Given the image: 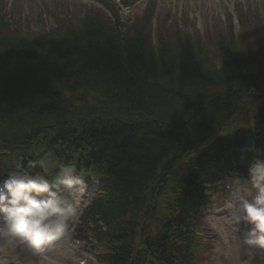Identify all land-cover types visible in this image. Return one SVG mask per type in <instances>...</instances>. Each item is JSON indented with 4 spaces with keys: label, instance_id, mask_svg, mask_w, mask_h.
<instances>
[{
    "label": "trees",
    "instance_id": "1",
    "mask_svg": "<svg viewBox=\"0 0 264 264\" xmlns=\"http://www.w3.org/2000/svg\"><path fill=\"white\" fill-rule=\"evenodd\" d=\"M152 10L33 35L0 15V174L75 163L102 179L82 219L103 221L106 264H200L208 190L264 160V40L240 52L222 38L213 62L188 34L156 44Z\"/></svg>",
    "mask_w": 264,
    "mask_h": 264
},
{
    "label": "rangeland",
    "instance_id": "2",
    "mask_svg": "<svg viewBox=\"0 0 264 264\" xmlns=\"http://www.w3.org/2000/svg\"><path fill=\"white\" fill-rule=\"evenodd\" d=\"M115 1L118 5L121 3V0ZM125 1L133 2V0ZM152 2L156 7L153 25L158 33L166 32L164 38L168 37V39H172L176 33L190 35L195 42H199L203 52L208 53L213 62L217 59V43L222 38L224 42H232L233 49L240 52L255 48L258 42L264 40V32H262L264 31V0H136L133 6L121 10V16L127 18L131 14L132 19L139 18ZM94 7H100L99 0H0V9L6 13V20L13 22L12 25L20 27L30 35L51 30L55 27L56 20L58 22L67 20L66 16L69 14H82ZM153 30L155 31V28ZM168 41L173 43L172 40ZM84 178H90L87 181L90 185L95 177ZM230 184L231 182L226 180L224 187L228 188ZM87 191L85 186L81 189L77 188L70 198L71 203L76 205L73 213L75 211L77 216L82 205L85 204L89 193ZM227 195L222 190H218L212 192L208 198L205 216L201 222V233L202 241H207L212 246L210 244L206 246L200 255L199 263L262 264V259L264 264L262 247L250 246V252H254L260 262L249 253H238L239 249H243L244 245L241 243L244 236L254 228V225L248 226L240 204L235 206L222 200ZM71 236L72 233L69 234L70 241H72ZM68 241L65 239L53 248L55 251L59 250L57 252L60 256L52 257L51 262L59 260L65 250L72 252L71 257L79 258L84 242L77 244L72 241L73 244L69 245ZM1 246L6 248L13 255L12 257L19 258L23 263L50 264L39 261L38 255L26 244L19 242L9 244L0 240ZM94 251L96 249L93 246H86L81 258L90 257V253L95 254ZM92 261L95 263L94 259Z\"/></svg>",
    "mask_w": 264,
    "mask_h": 264
},
{
    "label": "clouds",
    "instance_id": "3",
    "mask_svg": "<svg viewBox=\"0 0 264 264\" xmlns=\"http://www.w3.org/2000/svg\"><path fill=\"white\" fill-rule=\"evenodd\" d=\"M28 164L31 168L38 164L40 171L11 172L0 187V240L39 248L66 234L70 198L83 180L77 175L75 163L42 158ZM54 171L63 186L61 191H54L47 179ZM249 181L257 189V195L251 202L243 200L242 209L244 218L254 228L244 236L243 242L264 248V160L257 158L251 162ZM231 195L239 199L240 189L231 190Z\"/></svg>",
    "mask_w": 264,
    "mask_h": 264
},
{
    "label": "bare ground",
    "instance_id": "4",
    "mask_svg": "<svg viewBox=\"0 0 264 264\" xmlns=\"http://www.w3.org/2000/svg\"><path fill=\"white\" fill-rule=\"evenodd\" d=\"M204 1V0H203ZM244 245L243 246V249H239V251H238V253H240V254H243V253H245V254H247V253H249V255H253V258H255L257 261H259L260 262V260L258 259V257H257V255L253 252H250L251 251V249H250V246H248V245H246V244H244V242H242L241 243V245ZM64 253V252H63ZM261 261H262V264H263V260L261 259ZM46 263V262H45ZM26 264H29V263H26Z\"/></svg>",
    "mask_w": 264,
    "mask_h": 264
}]
</instances>
